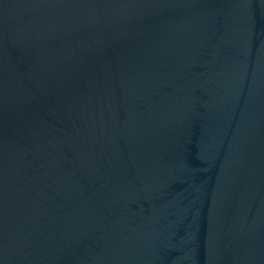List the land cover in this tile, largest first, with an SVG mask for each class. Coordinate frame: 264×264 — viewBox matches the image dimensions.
<instances>
[{
    "label": "water",
    "instance_id": "1",
    "mask_svg": "<svg viewBox=\"0 0 264 264\" xmlns=\"http://www.w3.org/2000/svg\"><path fill=\"white\" fill-rule=\"evenodd\" d=\"M0 264H264V0H0Z\"/></svg>",
    "mask_w": 264,
    "mask_h": 264
}]
</instances>
